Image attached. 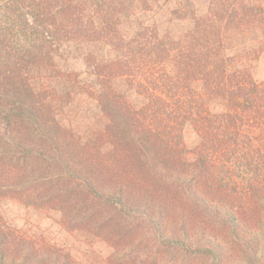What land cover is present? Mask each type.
Instances as JSON below:
<instances>
[{
	"label": "trees",
	"instance_id": "obj_1",
	"mask_svg": "<svg viewBox=\"0 0 264 264\" xmlns=\"http://www.w3.org/2000/svg\"><path fill=\"white\" fill-rule=\"evenodd\" d=\"M196 1L0 0V264H75L6 202L105 264H264V0ZM73 47L102 118L86 133L62 121Z\"/></svg>",
	"mask_w": 264,
	"mask_h": 264
},
{
	"label": "rangeland",
	"instance_id": "obj_2",
	"mask_svg": "<svg viewBox=\"0 0 264 264\" xmlns=\"http://www.w3.org/2000/svg\"><path fill=\"white\" fill-rule=\"evenodd\" d=\"M195 3L198 10L205 11L206 0H198ZM85 52L86 48L73 47L62 52V57L58 61L61 71L71 73L72 81L69 88L71 96L68 100L66 99V106L68 104L69 106L62 115V121L66 126H72L80 133L89 132L102 124L94 99L93 81L82 61ZM252 70L257 81L264 79V50L258 60L253 63ZM184 139L188 146L196 140L194 132L188 126L184 129ZM2 214L20 232L55 244L63 252L70 253L75 264H105V258L111 251L106 244L97 239L62 229L57 213L34 211L16 202H6L2 208Z\"/></svg>",
	"mask_w": 264,
	"mask_h": 264
}]
</instances>
